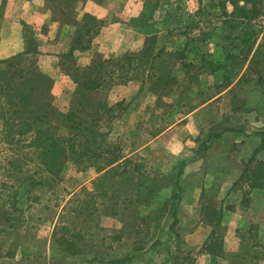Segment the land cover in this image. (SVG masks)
<instances>
[{"label": "crops", "instance_id": "obj_1", "mask_svg": "<svg viewBox=\"0 0 264 264\" xmlns=\"http://www.w3.org/2000/svg\"><path fill=\"white\" fill-rule=\"evenodd\" d=\"M206 1L0 0V62L21 57L27 65L32 63L53 80L55 106L66 114L76 89L66 70L68 61L74 68H85L99 60L138 55L152 39L156 51L183 54L182 63L173 67L170 62L169 77L158 83L156 91L145 79H134L109 83L92 92L97 101L124 107L107 137L111 148L120 143L119 161L111 167L120 165L133 176L138 170L163 176L180 174V198L172 200L169 194L162 196V201L170 202L169 207L175 210L165 213L166 218L171 216L178 221L176 226L188 229V247L200 252L197 264H264V188L251 189L249 182L241 179L254 155L252 169L257 161L264 163V85L247 88V93L240 95L245 91H240L244 84L241 76L248 64L228 86L224 85L223 66L207 73L206 84L200 87L205 95L203 91L215 86L214 93L199 102L179 101L185 95L178 94L180 83H191L186 68L189 63L203 67L202 60L210 59L224 64L227 56L234 55L228 47L237 45L232 44L236 38L226 34L242 26L240 20L233 24L231 19L235 5L225 3L215 9L217 3ZM211 11L215 17L204 19ZM90 20L98 26L93 27L96 34L89 47L72 52L83 24L88 21V28L93 26ZM193 27L203 37H188L186 33ZM262 37L260 33L253 52ZM196 38L202 48L199 61L189 59L190 53L197 51ZM102 166L98 177L105 171ZM202 204L222 209L219 223L203 222ZM215 241L223 254L213 256L204 250ZM243 253L249 254L244 260L234 256Z\"/></svg>", "mask_w": 264, "mask_h": 264}, {"label": "trees", "instance_id": "obj_2", "mask_svg": "<svg viewBox=\"0 0 264 264\" xmlns=\"http://www.w3.org/2000/svg\"><path fill=\"white\" fill-rule=\"evenodd\" d=\"M259 2H262V0H247L246 3L250 4V9L235 7L240 9L241 13L244 11L241 18L247 20L245 27L249 30L247 33L252 36L244 40L246 45L242 49L243 54H240L241 56L229 55L226 57L224 64L215 63L210 59H203V67L189 63L186 67L187 73L189 69L195 70L198 75L214 73L217 69H222L223 66L225 70L227 67H232L233 65L231 66L230 63L232 64L239 60L243 65L248 64V71L257 76L259 85H264V30L252 23L257 17L264 15L256 8ZM249 12L252 15L248 16ZM231 19L234 20V24L235 20H237L235 13L232 14ZM90 21L93 26L88 28V21L83 24L79 34L74 39L72 52L77 48L86 49L89 47L92 38L96 34V30L93 27L98 26L96 22L92 23V20ZM228 23L231 22L229 21ZM238 24L243 25V22L240 21ZM257 33H261L263 37L261 43L253 52L258 41ZM170 59L174 60V67L175 64L182 63L183 54L168 55L163 50L156 51L152 39L138 55L124 56L114 60H99L85 68H74L73 62L68 61L66 70L76 84V89L73 93L70 107L63 116V125L61 126L56 125L52 121L55 114L59 116L53 104V80L38 72L32 63L22 66L23 58L21 57L15 58L13 61H2L0 64H4V66L0 69L1 141L4 145L11 146L23 140L20 151L37 152L39 162L36 165L42 172L48 174L45 177L46 181L40 183H46L49 186L54 184L56 177L60 175L62 169L68 164H73L80 171L88 168L100 170L102 164L105 166L102 167L103 171H105L95 180V184L99 189L98 196L105 198L107 192L111 190L109 206L106 207V209L109 208L107 213L109 216H120L124 214L121 213V210L123 212L129 211V208L123 207L124 204L130 203V206H132L137 202V200L128 198L126 192L131 191L133 192L132 194L139 195L143 192L142 190L148 191V186L144 184V181L150 180L151 176H145L139 170L135 171L136 174L133 176L120 165L111 167L119 161L117 156L119 147L111 148L108 146L107 137L111 123L120 116L124 107L121 103L110 105L107 102L97 101L92 92L114 82L121 83L134 79H145L146 82L151 83L156 78L167 79L169 74L167 75L166 71L161 73L159 67L169 68ZM14 62H18V66L14 65ZM201 69L206 71L200 72ZM146 73L147 75L144 77ZM231 79L232 77L226 75L224 85L228 86L231 83ZM262 140L263 145L264 139ZM255 161L256 156L254 155L247 167L242 171L241 179L248 181L251 189H261L264 188V163L257 161L255 169H252L251 165ZM17 162L25 163L26 160L24 157H18L10 164L17 167ZM153 178L158 182L167 181V185L169 183V187L172 188V200L180 198L182 187L179 173L165 176L154 175ZM27 180L31 181L30 179ZM0 188L1 190H6V201L18 211L17 198L19 189H15L12 185L9 186L8 182H2ZM152 193L154 191L150 192V194ZM169 203H165L161 208L160 217H164L168 211L175 213V210L172 211V208L169 207L171 205ZM201 213L203 222L210 225L215 222L219 223L222 217V209L218 210L213 204H202ZM177 223L178 221L175 219L170 226L176 239L179 237L175 230ZM139 232V229L134 231L136 234H139ZM148 236L149 231L146 232L144 239H147ZM176 239L172 240L173 244H177ZM35 247L36 244H32V242L31 244L21 243L19 254L22 258L33 257L35 253L29 249ZM204 250L213 256L223 254L222 247L217 241L210 243ZM8 255L11 254L8 253ZM241 255L236 254L234 256L237 260H244L243 257L249 254L243 253ZM171 257L173 260L175 259L172 264L196 263V259L191 258V253H186L183 257L179 254H173ZM181 258L184 259L180 261ZM37 259H40L39 254ZM113 263L119 264L120 262Z\"/></svg>", "mask_w": 264, "mask_h": 264}, {"label": "rangeland", "instance_id": "obj_3", "mask_svg": "<svg viewBox=\"0 0 264 264\" xmlns=\"http://www.w3.org/2000/svg\"><path fill=\"white\" fill-rule=\"evenodd\" d=\"M246 1L209 0L206 1V4L208 2L217 3L215 6L213 5L215 9L218 5L223 7L225 3L250 9L251 6ZM256 8L261 14H264V0L259 2ZM206 13L208 15H204V19L215 17L213 11ZM234 13L235 18L243 22V25L233 31H227L226 34L230 38H236L232 44H237L228 47V51L231 49L234 55L241 56L242 49L246 45L244 40L252 36L247 33L249 31L245 27L247 20L241 18L240 9H236ZM249 15L252 13L249 12ZM252 23L256 27L264 29V15H260ZM191 29L186 33L188 37H203L202 34H198L196 28ZM257 34L259 37L260 33ZM178 35L180 36L179 31ZM198 38L194 44L197 51H190L189 59L193 61H199V51L202 49ZM169 62L173 63L174 60L170 59ZM26 65L27 62L24 61L22 66ZM230 65L235 67H227L225 76L232 77L234 80L239 77L241 69L246 66L239 60L230 63ZM3 66L4 64H0V69ZM159 68L163 73L168 71L166 67ZM236 71H239L237 75ZM248 72L246 70L241 76V82L244 84L240 91H245L240 95H245L244 93H247L248 89L259 84L257 76ZM189 74L190 86L180 83L178 88L179 95L180 91L181 94H185L183 98H180V103L186 100V102H199L203 98H207L205 95L215 92L216 87L209 86L208 91H203L205 95L201 94L200 87H204L208 79L206 73L198 75L195 70L189 69ZM146 75L147 73L144 77ZM163 81L165 80L156 78L151 83H147L151 84L149 87L152 91H156L158 83L162 84ZM209 82L211 81L209 80ZM55 103L54 96V106ZM55 108L59 116L55 114L52 121L61 126L65 114L61 113L58 107L55 106ZM22 143L23 140L15 145H4L0 137V184L8 182L9 186L12 185L15 189H19L17 211L6 201V190L0 188V264H114L113 262H120L119 264H172L175 260L171 257L173 254L183 257L186 253H191V258L196 259L195 264L198 263L199 256L197 255L200 252L190 250L186 242L188 229H184L182 225L176 226L175 230L179 235L176 239L170 229L174 219L171 216L160 217V211L164 204L162 196L172 194V188L169 187V183L167 185V181L158 182L155 180L153 177L156 172L148 170L141 172L139 170L145 176H151L150 180L144 181V184L148 186V191L142 190L143 192L139 195L127 191L128 198L137 200V202L132 206L130 203L124 204L123 207L129 208L127 212L121 210V213L124 214L109 216L107 213L109 208L106 209V207L109 206L112 191H108L105 198L98 196L99 189L95 180L101 173L99 169L88 168L79 173L80 170L77 167L68 164L56 177L53 185L41 184L40 182L46 181L45 177L48 174L42 172L36 165L39 162L37 152L20 151ZM117 145L120 147L119 142ZM18 157H24L26 162H17V167L12 166L10 162ZM96 174L97 177L94 178ZM153 191L154 193L150 194ZM136 229L140 230L139 234L134 233ZM147 231H149V236L144 239ZM174 239L177 244H173L172 240ZM144 240L145 242L142 243ZM31 242L36 244L35 248L29 249L35 253V256L20 257L18 253L20 244H31ZM38 254L39 260L37 259ZM183 259L181 258L180 261Z\"/></svg>", "mask_w": 264, "mask_h": 264}]
</instances>
